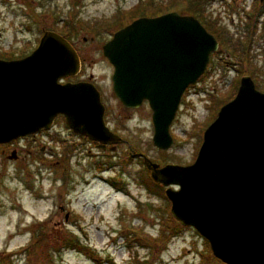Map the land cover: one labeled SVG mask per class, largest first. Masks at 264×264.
I'll use <instances>...</instances> for the list:
<instances>
[{
  "label": "rangeland",
  "instance_id": "rangeland-1",
  "mask_svg": "<svg viewBox=\"0 0 264 264\" xmlns=\"http://www.w3.org/2000/svg\"><path fill=\"white\" fill-rule=\"evenodd\" d=\"M170 1L153 0L151 7H165ZM146 2L0 0V60L9 53L12 60L23 59L36 49L44 32L73 27L81 75L101 91L110 131L126 141L114 151L97 152L87 143L76 142L64 121L57 119L49 133L24 138L4 155L0 152V264H184L201 252L207 255L204 264H213L206 240L170 220V203L148 183L142 157L159 168L190 166L205 127L217 112L214 105L207 111L201 102L204 97L220 103L232 98L235 91L228 84L233 71L252 75L256 89L264 93L261 27L251 37L237 33L228 14L218 9L220 3L212 4L221 12L214 19L229 32L231 55L225 58V53L222 61L215 62L218 76L211 73L204 83L188 90L170 128L173 143L160 151L152 143L151 110L122 107L112 91L113 68L102 54L113 33L129 22L122 17L118 29L100 27L110 26L122 13ZM196 2L202 6V0ZM40 225L46 238L28 257L23 250L31 242V230ZM70 235L88 249L66 246L65 237ZM180 253L185 258L179 261Z\"/></svg>",
  "mask_w": 264,
  "mask_h": 264
},
{
  "label": "water",
  "instance_id": "water-1",
  "mask_svg": "<svg viewBox=\"0 0 264 264\" xmlns=\"http://www.w3.org/2000/svg\"><path fill=\"white\" fill-rule=\"evenodd\" d=\"M216 49L194 17L175 12L137 19L102 47L119 102L130 109L148 103L158 150L170 149L181 98ZM79 70L76 50L53 31L43 33L29 56L0 60V145L49 130L59 115L74 134L102 148L121 141L104 123L93 84L61 83ZM144 164L165 188L171 217L205 239L216 259L264 264V93L250 78L241 80L234 99L204 131L193 164L159 168L147 158Z\"/></svg>",
  "mask_w": 264,
  "mask_h": 264
},
{
  "label": "flooded vegetation",
  "instance_id": "flooded-vegetation-1",
  "mask_svg": "<svg viewBox=\"0 0 264 264\" xmlns=\"http://www.w3.org/2000/svg\"><path fill=\"white\" fill-rule=\"evenodd\" d=\"M208 2L211 4V6L209 8H206L205 4L207 2H206V0H202V8H199V24L205 29V31L211 37H213V39L215 40V42L217 44V49L215 52H213L209 55V60H208V63L205 67V70L195 85H197L198 83L199 84L204 83L206 81L205 79L209 78V75L211 73H212V75H217V72L219 73V68L215 66V62L216 61H222L221 59L223 58L225 53H227V55H225L224 57L229 58L228 55H231V54L228 51L233 49L231 38L228 36L229 32L227 33L226 30H224L221 23H219L220 22L219 20L216 21L214 19L215 13H217V16L221 13V12H219V10H222V13L224 11V14L225 13L228 14L227 19L230 18V22L232 23L231 26H232V28L235 27L237 33H244L245 36L248 35L251 37L254 33V30L258 31V27H261V31L258 34L262 39H264V0H208ZM217 2L220 3V5H221V7L218 8L219 10L214 9L212 7L213 6L212 4H216ZM132 22H129V24H131ZM129 24H127V25H129ZM127 25H125V26H127ZM244 30H245V32H244ZM233 37L235 38L236 35H234ZM80 60H81V57H80ZM81 62H82V60H81ZM223 67L225 68V66H223ZM82 68L83 67L81 66V69L76 76L64 78L61 80V83H63V84L64 83H73L74 84V83H78V82L91 83L98 90V92L100 94L101 102H102L103 97H102L101 91L96 86V84H94L91 81H87L86 79L83 78V75H81ZM233 72H235V73L230 78L231 79L230 84H228L229 86H231L233 88L232 91L233 92L235 91L233 93L232 98L228 99L227 101L220 103L219 99H215L214 101L212 99H210L209 101H207V100H205V97H204L203 101H202V99H201V101L204 102L207 111L209 109H212L213 105H214V110L216 109L217 111H219V109L223 105H225L226 103L231 101L235 97V95H236V93L240 87L241 80L245 77H248L251 79V81L253 82L254 87L256 89V85H255L256 82H255V79L253 78L252 75H246V72L241 71V70H235ZM90 80H92V79H90ZM188 90H187V92H188ZM186 93L183 94V98L186 95ZM102 104H103V102H102ZM103 106L105 109L104 122L107 125V127L109 129H111L107 124L108 114H107L106 106L104 104H103ZM145 106H148V103L146 101H144L140 107H145ZM122 107L127 111L128 110L134 111V110H137L140 108L139 107L137 109H130V108L124 107L123 105H122ZM148 108H149V106H148ZM57 119L64 120L63 116H61V115L57 116L53 122V127L56 126L55 122ZM51 130H53V128ZM51 130L41 131L40 133H37L35 135H31L28 137L36 138L39 134H43V133L46 134V133L50 132ZM70 132L72 133V136L75 138L76 142L87 143L91 146V148H92V146H93V148H96L95 151L97 150V152H98V150H100V152H105L107 149L109 150L111 148H114V150L118 149L121 145H123L126 142L119 135V137L121 138V141L114 143V144H107L102 148L103 145L101 143L89 141L87 138L80 137V136L74 134L72 131H70ZM111 132L114 133V131H112V130H111ZM114 134H116V133H114ZM19 141H22V140H19ZM17 142L15 141V142L7 144V145H1L0 146V152L2 153V155H4L5 151H7L10 147H13L15 144H17ZM75 144L76 143H73V145H75ZM131 148H132V146L130 147V149ZM205 246H207V245H205ZM208 246H209V244H208ZM209 250H210V252L208 253L209 254L208 258L210 261H214L213 264H224L220 260L216 259L213 256L211 249H210V246H209ZM187 253H189V250ZM203 253L204 252L196 254L195 257H197V259H194L191 261L186 260V261H184V264H204L206 259H207V255L204 256ZM179 257H180V259L178 258V260L180 261L181 259H183L184 256L182 255V257H181V253H180ZM204 257H205V259H204Z\"/></svg>",
  "mask_w": 264,
  "mask_h": 264
},
{
  "label": "trees",
  "instance_id": "trees-1",
  "mask_svg": "<svg viewBox=\"0 0 264 264\" xmlns=\"http://www.w3.org/2000/svg\"><path fill=\"white\" fill-rule=\"evenodd\" d=\"M152 1L153 0H147L146 3L137 6L135 9L129 11L128 13H122V15H120V17L118 16L117 20H115L110 26L103 25L100 27V29H107V28L112 29V27L118 29L124 23L123 19L127 20L128 22H132V21L139 19V18L158 17L159 15H164V14L170 13L172 11L177 12L179 15L192 16L199 22V8H202V6H200L199 2H196V0H171L168 3V5H166L165 7H161V8L156 7L155 9H152V7H151ZM122 17H123V19H121ZM61 29L60 30L57 29L55 32L62 35L67 41H69L71 44H73L72 41H73V38L77 35V31H75V29L71 26H70L69 31H67L65 29V27L61 28ZM3 55H4L3 59L5 61H11L12 60L11 59L12 56L10 53L9 54H3ZM215 116H214V118H215ZM212 121L213 120H210L206 126H208L209 123H211ZM147 180H148V183L159 194H161L163 196V198H165L164 189L160 185L155 184L151 180L150 177ZM170 220L177 226V223L172 219V217ZM178 227H180V226L178 225ZM44 229H45V227L40 225L38 228H36V230L35 229L31 230V232H32L31 242L23 250V253H25L26 256L31 257L32 253H30V250L32 251V249H33V251H34V249H37L38 246H41L43 239L46 238V235H45L46 231H44ZM65 239H66V246H69L72 248L76 247L79 249H88L86 245L79 242L77 238H75L71 235L68 238L65 237ZM67 243H68V245H67ZM205 244L207 245L206 242H205Z\"/></svg>",
  "mask_w": 264,
  "mask_h": 264
}]
</instances>
